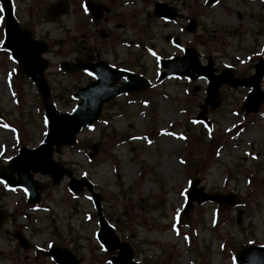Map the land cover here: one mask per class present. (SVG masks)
Returning a JSON list of instances; mask_svg holds the SVG:
<instances>
[{
    "label": "rangeland",
    "instance_id": "1",
    "mask_svg": "<svg viewBox=\"0 0 264 264\" xmlns=\"http://www.w3.org/2000/svg\"><path fill=\"white\" fill-rule=\"evenodd\" d=\"M86 1L12 2L19 24L49 46L44 57L50 101L69 112L76 105L72 95L94 80L83 71L60 69L62 61L76 58L102 60L144 76L149 85L105 103L98 121L84 128L73 146L55 149L53 159L95 185L106 217L117 225L115 233L136 248L135 258L143 264H236V249L264 244V104L244 116L241 104L249 88L224 84L220 105L207 113L212 124L207 129L196 120L206 80L159 79L164 70L159 60L193 47L201 64L213 60L215 73L230 68L237 76H251L255 63L264 59V0L211 5L208 0H100L116 15L101 20L91 16ZM157 1L183 16L174 21L155 16ZM60 3L64 12L48 17L47 10ZM0 16V167L10 172L19 148L39 146L47 127L37 86L2 46L5 20ZM192 18L195 32L185 29ZM190 155L199 160L197 166ZM34 178L43 186L39 204L27 203L22 189L0 181V209L10 216L0 231V264H56L44 255L52 245L71 249L80 264H110L113 254L97 240L91 193L69 191L68 176L60 183L39 172ZM194 179L207 192L234 194L235 206L195 203L183 214ZM14 232L23 233L29 249L18 244Z\"/></svg>",
    "mask_w": 264,
    "mask_h": 264
},
{
    "label": "water",
    "instance_id": "2",
    "mask_svg": "<svg viewBox=\"0 0 264 264\" xmlns=\"http://www.w3.org/2000/svg\"><path fill=\"white\" fill-rule=\"evenodd\" d=\"M6 16V37L4 47L9 50L13 57L20 63L23 73L31 78L38 86V90L43 97L45 104L48 132L44 142L35 149L23 147L20 154L13 159L12 171L17 172L18 179H14L7 172L0 170V178L9 183L12 187H22L28 193L29 202L37 203L40 201V195L37 193L36 180L33 173L41 172L49 174L52 179L59 182L64 175L71 177L69 187L75 191H80L86 185L92 192L96 203L101 230L98 238L105 251L116 252L117 255L111 260L112 264H141L134 260L133 248L128 243H122L115 235L112 227L103 216L101 206V196L93 191V185L86 179L78 180L73 177L72 172L63 167L62 164L53 161L52 154L54 147L63 145H72L76 142L77 134L84 127L91 125L101 114L103 104L110 99L124 93L142 89L147 86L145 79L140 78L130 72L114 70L103 62L91 63L83 60H77L74 63L63 62L61 67L67 72L83 69L93 75L97 80L90 83L87 87L79 89L74 95L75 99L81 100L72 112H60L49 102L51 89L43 70L47 66L42 53L47 49V45L42 40L33 39L32 34L19 26L16 17L11 9L10 0H0ZM155 14L157 16L173 20L178 17L176 9L164 3H156ZM88 6L99 17V7L89 3ZM63 6L54 9V13L61 10ZM194 31L196 28L195 20L190 22L187 27ZM199 54L193 48L185 51V56L175 59H164L161 65L167 68V71L161 77L173 75H188L191 78L205 77L208 80V96L203 105L202 112L198 119L207 122L206 113L208 105L215 109L219 105L216 99L220 94L219 87L223 83L231 86L247 85L251 87L249 96L243 104V111L248 114L257 111L264 102V92L260 89V80L264 75V61L256 65V74L250 78H235L232 73L225 70L220 76L213 74V63L207 66H201L199 63ZM204 70L198 73V70ZM128 78L126 82L116 85L119 78ZM1 116V107H0ZM33 171V173L31 172ZM198 180L192 184L188 193V200L184 212L187 213L193 208V201L204 203L207 200L220 202L223 206L234 205L236 199L233 195H222L220 193L208 194L203 190H197ZM8 215L0 210V228L7 220ZM23 247H29V243L22 234L16 233ZM48 255H52L58 264H80L75 255L67 248L54 247ZM236 261L246 264H264V246L249 245L240 249L236 253Z\"/></svg>",
    "mask_w": 264,
    "mask_h": 264
},
{
    "label": "flooded vegetation",
    "instance_id": "3",
    "mask_svg": "<svg viewBox=\"0 0 264 264\" xmlns=\"http://www.w3.org/2000/svg\"><path fill=\"white\" fill-rule=\"evenodd\" d=\"M111 1H114V0H111ZM96 3H99V4H104V3H102V2H100V0H97V1H95ZM108 6V9H109V13L111 12V10H112V6L109 4V5H107ZM106 19H108V17H106Z\"/></svg>",
    "mask_w": 264,
    "mask_h": 264
},
{
    "label": "snow or ice",
    "instance_id": "4",
    "mask_svg": "<svg viewBox=\"0 0 264 264\" xmlns=\"http://www.w3.org/2000/svg\"><path fill=\"white\" fill-rule=\"evenodd\" d=\"M3 11V8H0V12H2ZM3 20V17L2 16H0V21H2ZM5 127H7V125H5Z\"/></svg>",
    "mask_w": 264,
    "mask_h": 264
}]
</instances>
